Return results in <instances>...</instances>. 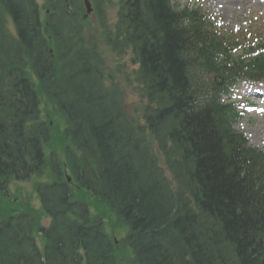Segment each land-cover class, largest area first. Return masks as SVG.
<instances>
[{
    "label": "trees",
    "instance_id": "obj_1",
    "mask_svg": "<svg viewBox=\"0 0 264 264\" xmlns=\"http://www.w3.org/2000/svg\"><path fill=\"white\" fill-rule=\"evenodd\" d=\"M96 2L104 23L105 1ZM119 2V50L139 64L133 91L144 124L130 119L117 87L107 93L98 84L100 63L83 52L75 30L83 25L65 3L52 4L63 18L50 15L44 25L35 0H0L1 193L13 181L34 179L53 218L47 228L29 201L0 197V264H264V166L233 131L230 106L207 91L233 69L218 62L210 33L187 7ZM7 16L18 42L9 40ZM53 46L56 59L48 52ZM12 47L41 72L38 90L26 63L21 73L5 66L18 60L9 56ZM253 64L263 65L260 58ZM43 99L64 123L67 166L61 159L48 165L51 127L37 123ZM67 172L79 194L93 192L128 229L124 242L116 243L102 221L90 223Z\"/></svg>",
    "mask_w": 264,
    "mask_h": 264
},
{
    "label": "rangeland",
    "instance_id": "obj_2",
    "mask_svg": "<svg viewBox=\"0 0 264 264\" xmlns=\"http://www.w3.org/2000/svg\"><path fill=\"white\" fill-rule=\"evenodd\" d=\"M253 13L255 14L256 12H253ZM114 17H115V13L113 10H111L110 12L111 22L113 21ZM244 17H247L248 19L249 17H251L252 19L255 20V17L251 16L250 14ZM223 18L224 20L226 19L225 16H223ZM94 26L96 29V25ZM122 62H124V59L117 60L114 68L116 69L117 65L121 64ZM252 109L254 110L255 108H252ZM236 126L241 128L246 133V135L248 136L250 140V144H252L255 147L264 148V117L258 116V113H252L250 109L248 110V113L245 114V116H243V118L240 120V122ZM30 185L32 187V184ZM22 189H23L22 190L23 193L28 192L25 188H22ZM15 191L17 193V187L15 188Z\"/></svg>",
    "mask_w": 264,
    "mask_h": 264
},
{
    "label": "bare ground",
    "instance_id": "obj_3",
    "mask_svg": "<svg viewBox=\"0 0 264 264\" xmlns=\"http://www.w3.org/2000/svg\"><path fill=\"white\" fill-rule=\"evenodd\" d=\"M251 2L252 1H250V0H233L232 4L237 5V6H239V5L241 6V5H247V4L251 3ZM255 4L259 5L261 7H264V3L260 2L259 0L255 1Z\"/></svg>",
    "mask_w": 264,
    "mask_h": 264
},
{
    "label": "water",
    "instance_id": "obj_4",
    "mask_svg": "<svg viewBox=\"0 0 264 264\" xmlns=\"http://www.w3.org/2000/svg\"><path fill=\"white\" fill-rule=\"evenodd\" d=\"M87 5H88V3H87ZM88 12H90V9H89V11Z\"/></svg>",
    "mask_w": 264,
    "mask_h": 264
}]
</instances>
